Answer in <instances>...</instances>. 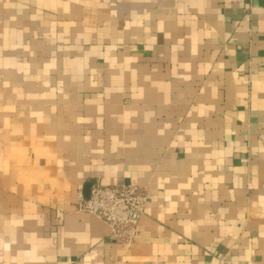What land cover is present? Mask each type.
I'll list each match as a JSON object with an SVG mask.
<instances>
[{
	"label": "crops",
	"instance_id": "obj_1",
	"mask_svg": "<svg viewBox=\"0 0 264 264\" xmlns=\"http://www.w3.org/2000/svg\"><path fill=\"white\" fill-rule=\"evenodd\" d=\"M0 264H264V0H0Z\"/></svg>",
	"mask_w": 264,
	"mask_h": 264
},
{
	"label": "built area",
	"instance_id": "obj_2",
	"mask_svg": "<svg viewBox=\"0 0 264 264\" xmlns=\"http://www.w3.org/2000/svg\"><path fill=\"white\" fill-rule=\"evenodd\" d=\"M148 197L137 186H92L90 199L81 200V212L97 216L110 228L114 242L130 244L139 233V223L144 216Z\"/></svg>",
	"mask_w": 264,
	"mask_h": 264
},
{
	"label": "water",
	"instance_id": "obj_3",
	"mask_svg": "<svg viewBox=\"0 0 264 264\" xmlns=\"http://www.w3.org/2000/svg\"><path fill=\"white\" fill-rule=\"evenodd\" d=\"M92 186H93V184H88V185L86 186V190H85V194H84V199H85L86 201H88V200L90 199Z\"/></svg>",
	"mask_w": 264,
	"mask_h": 264
}]
</instances>
